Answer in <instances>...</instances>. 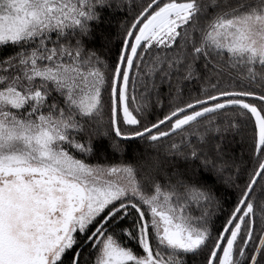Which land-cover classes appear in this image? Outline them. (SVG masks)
<instances>
[{"label": "snow or ice", "instance_id": "snow-or-ice-1", "mask_svg": "<svg viewBox=\"0 0 264 264\" xmlns=\"http://www.w3.org/2000/svg\"><path fill=\"white\" fill-rule=\"evenodd\" d=\"M0 264H264V0H0Z\"/></svg>", "mask_w": 264, "mask_h": 264}, {"label": "trees", "instance_id": "trees-1", "mask_svg": "<svg viewBox=\"0 0 264 264\" xmlns=\"http://www.w3.org/2000/svg\"><path fill=\"white\" fill-rule=\"evenodd\" d=\"M124 19L123 12H115L110 16V22L106 25L105 33L109 35L112 39V47L113 51L115 50V45L119 43V39L117 33L120 29V24ZM97 44H103V40H98ZM229 152L231 156L236 160L238 164L242 167L249 162V154H250V129L246 130V132L242 135H237L235 137H229ZM127 149L128 156L138 155L141 145L139 143H133L125 146ZM230 189H227L222 183L217 184V192L224 199L229 200Z\"/></svg>", "mask_w": 264, "mask_h": 264}]
</instances>
